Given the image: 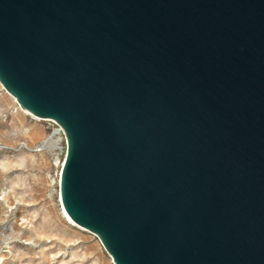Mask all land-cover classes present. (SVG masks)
<instances>
[{
	"label": "water",
	"instance_id": "obj_1",
	"mask_svg": "<svg viewBox=\"0 0 264 264\" xmlns=\"http://www.w3.org/2000/svg\"><path fill=\"white\" fill-rule=\"evenodd\" d=\"M0 83L114 264H264V0H0Z\"/></svg>",
	"mask_w": 264,
	"mask_h": 264
},
{
	"label": "rangeland",
	"instance_id": "obj_2",
	"mask_svg": "<svg viewBox=\"0 0 264 264\" xmlns=\"http://www.w3.org/2000/svg\"><path fill=\"white\" fill-rule=\"evenodd\" d=\"M55 129L0 83V264H114L94 233L63 214L65 138Z\"/></svg>",
	"mask_w": 264,
	"mask_h": 264
},
{
	"label": "bare ground",
	"instance_id": "obj_3",
	"mask_svg": "<svg viewBox=\"0 0 264 264\" xmlns=\"http://www.w3.org/2000/svg\"><path fill=\"white\" fill-rule=\"evenodd\" d=\"M23 109V108H22ZM25 110V109H24ZM25 111H27V110H25ZM28 113H30L29 111H27ZM31 114V113H30ZM33 115V114H32ZM33 116H35V115H33ZM36 117V116H35ZM37 118H39V117H37ZM58 131L55 129V132L53 133V134H55V133H57ZM63 214H64V216L68 219V221L69 222H71L72 224H74V225H77L74 221H72L71 219H70V217L66 214V212L64 211V209H63ZM79 226V225H78ZM80 227V226H79Z\"/></svg>",
	"mask_w": 264,
	"mask_h": 264
},
{
	"label": "built area",
	"instance_id": "obj_4",
	"mask_svg": "<svg viewBox=\"0 0 264 264\" xmlns=\"http://www.w3.org/2000/svg\"><path fill=\"white\" fill-rule=\"evenodd\" d=\"M47 120H48L49 122L55 124V125H56V129H57V131L62 133L60 126H59L56 122H54L53 120H50V119H47ZM61 164H62V162H61Z\"/></svg>",
	"mask_w": 264,
	"mask_h": 264
}]
</instances>
